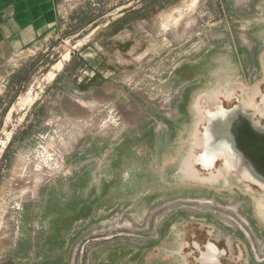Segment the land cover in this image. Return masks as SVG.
Returning a JSON list of instances; mask_svg holds the SVG:
<instances>
[{
    "label": "rangeland",
    "instance_id": "374dc122",
    "mask_svg": "<svg viewBox=\"0 0 264 264\" xmlns=\"http://www.w3.org/2000/svg\"><path fill=\"white\" fill-rule=\"evenodd\" d=\"M63 4L59 33L9 55L0 264H212L210 241L222 264H264V187L181 171L207 125L197 102L264 109V0Z\"/></svg>",
    "mask_w": 264,
    "mask_h": 264
},
{
    "label": "crops",
    "instance_id": "0c3cea01",
    "mask_svg": "<svg viewBox=\"0 0 264 264\" xmlns=\"http://www.w3.org/2000/svg\"><path fill=\"white\" fill-rule=\"evenodd\" d=\"M63 11V0H0V95L7 87L3 83L10 84L11 76L17 71V65L9 55L23 49L39 48L49 37L59 33L65 26ZM94 77L101 80L100 75ZM89 82L90 77H79L82 86L86 87ZM60 92L69 98L70 93ZM83 106V114L91 112V104L86 99H83Z\"/></svg>",
    "mask_w": 264,
    "mask_h": 264
},
{
    "label": "flooded vegetation",
    "instance_id": "af4514ba",
    "mask_svg": "<svg viewBox=\"0 0 264 264\" xmlns=\"http://www.w3.org/2000/svg\"><path fill=\"white\" fill-rule=\"evenodd\" d=\"M251 104L255 106L256 112H250L249 114H252L255 122L264 128V126L256 119V113H261L264 111V109L259 107L256 100H253ZM196 108L198 113L202 115L203 120H206L207 125L205 126V131H201V133L198 132L196 134L197 136L195 137L196 142L194 149L190 151L182 163L181 171L183 176L187 178L199 179L201 181H213L218 180L220 176H226L236 171L241 179L257 182L262 187H264V180H261L260 178L253 175L251 171L245 170V167L237 163V161H229V159L226 158L225 153L220 148V142H222L219 136L221 135V127L218 126L217 128L216 123H211V119H215L217 112L226 111L228 112L227 114H230L231 116L235 115L236 117V112L245 108L240 106L226 108L222 104H219L214 110L204 111L198 102L196 104ZM202 137L205 139L204 142L201 139ZM202 143H204V150L200 153H196L195 147H200ZM220 160H223V168L218 171V174H216L214 173V169L217 167V164ZM197 166H201L203 170L209 171L210 176H202ZM220 256V248L214 242L210 241L207 245V252H203L201 260L212 264H222Z\"/></svg>",
    "mask_w": 264,
    "mask_h": 264
},
{
    "label": "bare ground",
    "instance_id": "6f19581e",
    "mask_svg": "<svg viewBox=\"0 0 264 264\" xmlns=\"http://www.w3.org/2000/svg\"><path fill=\"white\" fill-rule=\"evenodd\" d=\"M227 113L217 112L215 119H211L217 128L221 127V150L229 161H237L245 170L264 180V155L253 147V139H264V128L255 122L252 114L243 110H238L236 117ZM249 153L253 154L251 159L247 158Z\"/></svg>",
    "mask_w": 264,
    "mask_h": 264
},
{
    "label": "water",
    "instance_id": "95a60500",
    "mask_svg": "<svg viewBox=\"0 0 264 264\" xmlns=\"http://www.w3.org/2000/svg\"><path fill=\"white\" fill-rule=\"evenodd\" d=\"M1 33V30H0ZM253 147L264 155V139H253ZM253 157L252 153L247 154V158L251 159Z\"/></svg>",
    "mask_w": 264,
    "mask_h": 264
}]
</instances>
